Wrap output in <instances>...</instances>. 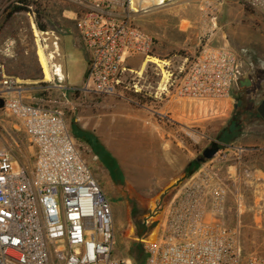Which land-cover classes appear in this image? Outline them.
Segmentation results:
<instances>
[{"label":"built area","instance_id":"obj_1","mask_svg":"<svg viewBox=\"0 0 264 264\" xmlns=\"http://www.w3.org/2000/svg\"><path fill=\"white\" fill-rule=\"evenodd\" d=\"M54 1L74 7L78 37L88 51V60L83 84L63 86L57 80L62 73H56L60 64L55 62L59 23L40 29L36 12L28 5V10L20 13L28 20L35 50L37 41L43 48L53 87L138 104V95L147 88L139 85L142 71L122 65V55L126 51L147 60L154 38L136 24V17L173 4L139 10L138 0ZM240 2L264 15V0ZM13 5L22 3L0 0V20ZM198 10L200 28L213 29L212 3L200 2ZM198 39L195 54L176 68L181 78L175 95L200 104L205 114L212 115L230 99L242 76V64L230 48ZM16 43L15 37L0 42V110L23 128L33 147V163L19 162L16 148L0 147V264H133L113 254L111 204L82 155L83 144L71 135L62 112L40 96H31L34 84L6 72L1 59L16 58ZM231 147H220L212 159L200 163L170 199L157 204L153 215L146 218V224L156 223V231L152 237L138 239L145 251L144 264H264V257L256 254L243 257L239 222L226 224L228 195L235 191L240 212L241 191L255 190L259 182L244 166L239 152L229 156ZM15 160L20 168H15ZM224 163L235 165V173L223 169Z\"/></svg>","mask_w":264,"mask_h":264},{"label":"rangeland","instance_id":"obj_2","mask_svg":"<svg viewBox=\"0 0 264 264\" xmlns=\"http://www.w3.org/2000/svg\"><path fill=\"white\" fill-rule=\"evenodd\" d=\"M43 1L52 12L53 24L59 23L57 29L59 56L55 57V62L61 64L64 74L62 83L70 87L81 86L84 82L88 51L80 44L75 16L70 8L73 6L60 1ZM209 1L215 9V18L210 22L214 27L200 28L198 7L200 2ZM182 16L191 19L193 26L187 31L180 29ZM194 20L197 21L196 28ZM204 20L206 23L209 22ZM135 22L153 36L155 43L151 52L154 57L166 62V66L163 67L165 65L163 64L160 67L161 71L155 70L153 67L156 64L150 62L143 68V78L139 80V85L142 84L149 90L157 84L162 86V82L169 78L167 70L172 72L170 79L179 78L180 73L176 68L181 64V60L173 57V54L186 51L183 41L187 38L190 40L196 35L200 37L201 42L209 40L212 45L226 46L233 50L242 64V75L253 74L259 82L254 100L244 108L234 110V105L239 103L238 90L234 86L230 99L221 106L219 112L212 117L206 116L208 118L205 117L198 126L179 118L166 122L172 130V135L182 140L180 146L173 142L169 148L168 145L151 143V125L147 123L141 128L137 120L122 116L123 111L138 108L139 103L141 104L139 100L138 104H133L115 96H98L91 93H81L70 99L66 91L60 93L59 89L53 87L54 80L50 82L43 80L41 67L40 79H25L27 83L34 84L31 85L33 90L29 92L31 96H37L39 89L44 90L47 94L41 98L52 101L47 104L62 112L68 126L74 123L77 127L91 131L115 158L117 168L110 172L93 155L91 149L82 143V155L111 204L114 228L113 254L123 256L128 261L132 260L134 264H144L143 244L134 238L147 239L152 235L156 223L148 225L145 222L146 218L153 215L157 204L166 203L170 199L178 186V181L187 178L199 167L192 171L190 164L193 161L198 162L202 150L213 141H217L223 148L241 136L244 137L242 145L250 143L255 136H264V123L256 116L255 111L256 105L264 100V15L242 5L240 0H179L161 10H150L138 15ZM3 23H5L3 27L0 25L2 28L11 26L14 31L10 33L11 35L1 37L5 28L2 31L0 27V42L6 37L17 38L16 57L21 49L28 51L32 46V40L29 39L28 20L24 13L9 17V20ZM130 58L129 53L124 51L121 64H126ZM168 58H171L170 62L167 61ZM133 65L139 68L138 62ZM35 67L31 60H27L11 68L22 76H33L38 73ZM136 81L137 78L133 80ZM55 89L57 94L53 92ZM238 110L242 113L237 114ZM249 110L252 112L248 113ZM234 113L237 114L236 120L242 122V131L238 135L231 122ZM147 115L151 116L149 113ZM231 130L234 131L229 133ZM0 147L16 148L19 162L32 165L33 147L18 121L4 110H0ZM151 152L152 155L155 152L161 155L165 152L171 154L172 168L170 171L167 170L168 175L161 180L162 186L169 184V187L161 192L154 183L155 179H151ZM19 162L14 161L15 168H20ZM226 165L227 163H224L222 168L226 169ZM234 192L228 195L230 204L226 224L234 225L239 222L243 257L249 254L264 257V185L255 190L241 191L240 212L237 211Z\"/></svg>","mask_w":264,"mask_h":264},{"label":"crops","instance_id":"obj_3","mask_svg":"<svg viewBox=\"0 0 264 264\" xmlns=\"http://www.w3.org/2000/svg\"><path fill=\"white\" fill-rule=\"evenodd\" d=\"M70 8L71 10H74V7H70ZM184 22H185V25H184ZM195 24L196 25H194V28H196L197 26V21L195 22ZM192 26L193 25H192L191 19H189L187 16H182L180 18V29L181 30L187 31ZM182 44L186 48V55L181 56V55L173 54V57L181 60V64L179 65V67H182L183 65H185L187 61L186 59L191 58L195 54L196 48H198V44H199L198 35H196L194 38H190V40L189 38L185 39V41H183ZM144 60L145 58L142 55L135 54V55H131V58L124 65H126L128 68L132 70L143 72V68L145 66ZM167 61L170 62L171 58H168ZM137 62H138L139 68H136L133 65ZM58 64H60V62ZM142 64H143V67H141ZM164 66L165 65H163V67ZM155 67H156L154 68L155 70L161 71V69L157 67V65ZM57 68L59 67L56 66V69ZM61 73H62V78H59L57 80L62 82L64 78V74H63L62 67L60 64L58 74H61ZM167 73H168L167 76L169 78H166L167 80L165 79V81L162 82V86H159L160 84H157V86L152 87L151 90L146 88L145 92L143 94H140L143 97L142 99H144L143 102H141L140 98H138V100L141 102V104L139 103L138 105L139 107L131 108V109L123 111L122 116L124 118L131 117L132 119L137 120L141 128H143V126H145L148 123L149 125H151V143L163 144L164 146L168 145L167 147L170 148V144H172L173 142L176 145L180 146L182 144V140L172 135V130L167 126L166 122L175 120L174 118H179V119L187 120L193 125L198 126V124L203 122V119L206 116L212 117V116H215L217 113L212 114V115H207L205 114V109L200 104L186 101L184 99H180L179 97H177L175 95V89H176L177 84L180 81L181 75H179V78L174 77L170 79V77H172V72L167 70ZM155 74L159 75L157 72H155ZM244 76L245 75H242L240 80ZM61 84L66 87H70L69 85H66L63 83ZM164 86L166 87V89L163 88ZM237 86H238V83L236 87ZM73 87L76 88L77 86H73ZM61 91H64V89H62ZM148 113L151 114V116L147 115ZM243 138L244 137L241 136L229 143V145H232V147L228 150L229 156H232V157L235 155L237 156L236 153L239 152V154H241L239 149L241 147L245 148L246 151L243 152L244 166H246V168L248 169H251L254 177L259 180L258 187L259 186L261 187L264 185V136H255L252 138L253 140H251L250 143L248 142L242 145ZM169 151L171 150L169 149ZM171 162L172 161H171L170 152H165L164 155H161L158 152H155L152 155V152H151V179H155L154 183L159 187L160 192L166 190L169 187V184H163L162 186L161 180H164L166 175H168V173H166L167 170L168 171L171 170L172 168ZM164 165L165 167H163ZM235 168H236L235 165H229V164L226 165V169H228V171H230L232 174L235 173ZM180 182L181 181H178V184ZM231 185H233V187L236 186L235 182L234 183L231 182ZM227 201L229 205L230 202L228 198H227ZM128 225L129 224H127V226ZM155 231H156V228L152 232L151 237L154 235ZM134 239L138 240L139 238H134ZM138 242L140 241L138 240ZM114 255L118 256L116 254ZM119 257H123V256H119Z\"/></svg>","mask_w":264,"mask_h":264},{"label":"trees","instance_id":"obj_4","mask_svg":"<svg viewBox=\"0 0 264 264\" xmlns=\"http://www.w3.org/2000/svg\"><path fill=\"white\" fill-rule=\"evenodd\" d=\"M19 2H21L22 5H17V6L13 5L10 8V10H8L5 13V15L1 18L0 25H2V27L5 24L3 22L9 20V17H14V16L20 14L21 11L28 10V8H27L28 5H32L33 10L36 12V22H37V26L40 29L45 30L48 27H54V25H53L54 20H52V17H53L52 12L47 9L46 4L44 3L43 0H38V1H35V0H19ZM4 28H5V32L2 33L1 37L6 36L7 34L11 35L10 33L14 31V28L11 26H5ZM4 28H2V31ZM29 39H30V41L32 40L30 33H29ZM31 44H32V46L29 48L28 51L21 49L18 53V56L15 59H10V60L9 59H1L4 62L5 70L8 74L18 76L21 79L35 80V79L41 78L42 75L40 76V74H39L40 66H39V63H38V60L36 57V53L34 50L35 47H34L32 41H31ZM150 54L154 56V54L152 52ZM177 55L184 56V55H186V51H181V53H178ZM19 56H20V58H18ZM27 60H31V62L34 65H36L35 69L38 70V73L36 75H33L36 77H33L32 75H23L22 76L21 74L14 72L13 68H11V67H13V65H17L18 63L23 62V61H27ZM53 92H55L57 94L56 89L53 90ZM59 92L61 93L63 91L60 90ZM67 93L69 94L70 99H74L77 96L81 95L82 92H80V91H67ZM37 94H38V96L43 97L47 93H45L44 90H40V91H38ZM138 98H140V101L143 102L144 99H142L143 97L141 95H138ZM49 103H52V101H50ZM68 127H69V131H70L71 135L74 136V138L79 140L81 143L86 144L91 149V152L93 153V155L96 156L98 161L108 171L113 172L117 168V163H116L115 158L101 144L99 139L91 131L84 130L80 127H77L74 123ZM190 165H191L192 171H193L200 165V163H198L197 161H193Z\"/></svg>","mask_w":264,"mask_h":264},{"label":"flooded vegetation","instance_id":"obj_5","mask_svg":"<svg viewBox=\"0 0 264 264\" xmlns=\"http://www.w3.org/2000/svg\"><path fill=\"white\" fill-rule=\"evenodd\" d=\"M246 78L249 79L248 80L249 81L248 85H245V86H239L238 85L237 86V90H238L237 91L238 92L237 95H238V100H239L238 102L239 103H236L234 105V110H236L237 108H244L247 104H249V102L254 100L255 92L259 88V82H258L257 78L253 74H249L247 76H244L242 79L244 80ZM256 108H257V105H256ZM256 108H255V111H256ZM249 112H252V110H249L248 113ZM239 113H242V112L240 110H238L237 114H239ZM237 114L234 113V117H232V119H231V122L233 123L232 127H233V129H235L236 135L240 134L241 133V129H242V122H239V121L236 120V115ZM256 116L263 121V119L258 115L257 111H256ZM263 123H264V121H263ZM232 131H234V130H231V131H228V132L232 133ZM245 151H246V149L241 147L240 157H241L242 160H243V152H245Z\"/></svg>","mask_w":264,"mask_h":264},{"label":"bare ground","instance_id":"obj_6","mask_svg":"<svg viewBox=\"0 0 264 264\" xmlns=\"http://www.w3.org/2000/svg\"><path fill=\"white\" fill-rule=\"evenodd\" d=\"M179 0H138V8L141 9H154L162 4H174L178 2ZM36 56L38 59V62L40 64L41 70H42V78L45 81H49L52 78V74L50 72V66L48 64L47 58L45 56V53L43 51L42 46L37 41V48H36ZM146 61L154 62L160 67L163 64H166L165 61L159 60L158 58L154 56H149ZM144 64V63H143ZM143 64L141 67H143ZM56 73H59V68L56 69ZM166 76V75H165Z\"/></svg>","mask_w":264,"mask_h":264},{"label":"water","instance_id":"obj_7","mask_svg":"<svg viewBox=\"0 0 264 264\" xmlns=\"http://www.w3.org/2000/svg\"><path fill=\"white\" fill-rule=\"evenodd\" d=\"M249 79H241L238 81V85L239 86H245L248 85ZM3 107V100L0 98V108ZM256 111L258 113V115L263 119L264 121V100H262L256 108ZM220 149V145L217 141H213L208 147H205L202 150L201 156L198 158V162L202 163L205 160H209L212 159L214 157V155L218 152V150Z\"/></svg>","mask_w":264,"mask_h":264}]
</instances>
